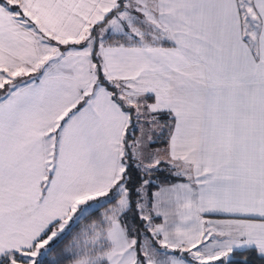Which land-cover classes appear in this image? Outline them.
<instances>
[{
    "label": "snow or ice",
    "instance_id": "1",
    "mask_svg": "<svg viewBox=\"0 0 264 264\" xmlns=\"http://www.w3.org/2000/svg\"><path fill=\"white\" fill-rule=\"evenodd\" d=\"M0 264H264V0H0Z\"/></svg>",
    "mask_w": 264,
    "mask_h": 264
}]
</instances>
